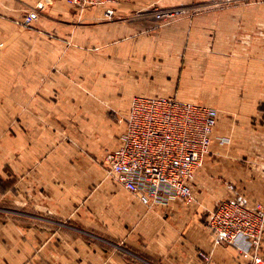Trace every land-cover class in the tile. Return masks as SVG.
I'll return each instance as SVG.
<instances>
[{"label": "rangeland", "instance_id": "1", "mask_svg": "<svg viewBox=\"0 0 264 264\" xmlns=\"http://www.w3.org/2000/svg\"><path fill=\"white\" fill-rule=\"evenodd\" d=\"M233 1L103 0L94 5L77 4L71 0H5L3 7H0V15L4 16L0 19L4 21H0V209L49 207L51 203L54 206L55 201L50 199L44 185L18 183L19 180H28V168L14 171V160L27 161L30 147L40 154L36 160L51 156L52 160L63 159L73 165L76 160L84 158L85 162H89L86 166L94 164L103 171L106 179L114 180L108 175L104 160L108 148L114 145L117 148L121 144L129 114L119 116L117 113L124 105L105 101L99 96L103 89L93 86L106 81L110 74L115 85H122L136 77H144V74L152 77L165 71L169 79L175 76L181 84L187 77L188 81L189 78L192 80L191 83L221 84L225 90L230 83L232 69L241 62L237 64L235 55L222 57L225 65L223 78L220 82L210 80L208 83L204 79L205 72L212 67H220L222 62L218 61V56L206 55L203 51L205 46L211 44V31L224 32L222 17L224 11L236 10ZM31 13H36L37 17L29 21ZM230 17L226 33L232 34L237 29L236 14ZM210 21H214V25L208 28L206 22ZM254 24L257 32L264 28L263 19L257 18ZM93 34L101 40L94 41ZM78 36L85 39H78ZM260 42L246 39V54L240 57L245 69L251 63L253 69V72L246 71L244 74L245 92L251 89V82L263 83L257 92L258 104H234L237 111L232 112L234 105L192 101L218 110L213 138L216 145H223L224 155L208 156H219L243 164L254 163V167L251 166L253 172H259L260 167L264 171V158L253 160L264 152V50H258ZM179 49L181 52L176 54L174 51ZM195 51L197 54L191 55ZM35 65L37 71H33V75H39L38 85L30 90L29 66ZM114 71L115 75L112 74ZM45 83H53L50 103L37 104L38 110L33 111L35 104L30 103V91L43 96L50 91ZM110 89L107 88V91ZM121 90L123 92L124 88ZM16 94L21 95V103H16ZM201 95L205 93L202 91ZM218 95L213 93L212 96L216 98ZM228 106H231V110L224 108ZM239 108H242V112L243 108L246 109L245 116L241 111L238 113ZM51 113L52 118L43 120V114ZM118 116L120 118L116 119ZM223 126L226 130L224 134L218 133V128ZM43 127L51 129L52 134L31 136L28 133L29 129L42 130ZM254 143L261 146L262 151L258 152L259 148L254 150ZM238 147H244L246 154L237 153ZM45 151L48 153L44 154ZM34 154L32 157L35 159ZM37 169L35 164L34 170ZM91 176V182L75 186H79L81 191L84 187L87 193L103 190V178ZM52 187L59 198L66 199L73 185L56 181ZM138 201L134 198L133 228L132 232H127V240L130 239L126 240L127 246L132 245L135 249L130 251L129 256L134 264H156L146 259V255L136 247L144 241V232L138 230L141 215L135 212L139 209ZM177 201L186 204L194 202L182 199L173 202ZM242 202L251 208L264 203V197L254 205ZM69 205L73 204L70 202ZM100 233L117 243L125 242L126 235L118 228L116 232ZM201 259L210 262L203 257Z\"/></svg>", "mask_w": 264, "mask_h": 264}, {"label": "crops", "instance_id": "2", "mask_svg": "<svg viewBox=\"0 0 264 264\" xmlns=\"http://www.w3.org/2000/svg\"><path fill=\"white\" fill-rule=\"evenodd\" d=\"M4 1L0 0V7H3ZM233 2H235L236 10L231 12L226 10L222 17L224 32L211 31L209 33L211 44L208 42V47L205 46L203 51L206 55L218 56L220 58L218 61L222 62L220 67H212L205 72L204 79L208 83L210 80L220 82L223 78L225 65L222 57L235 55L237 64L241 62L232 69L233 73L229 75L230 83L226 85L225 90L221 84L201 85L194 81L191 83L192 80L189 78L188 81L187 77L181 84L177 81V77L173 76L169 79L168 73L161 71L152 77L144 74V77H136L122 85L117 83L115 85L110 74L106 81L93 84L103 89L99 92V96L114 105H124L123 108L120 107L119 112L117 111L121 117L129 114L132 98L135 95H177L188 101L200 100L225 105L258 104L259 93L257 92L263 83L261 81L251 82V89L245 92L244 74L246 71L253 72V69L252 63L245 69L240 57L246 54V39L261 41L258 43V50H264L262 42L264 41V28L261 32H257L254 24L257 18L264 20V0H235ZM233 14H236L237 29L229 34L226 33V26L230 23V18L233 19L230 17ZM3 17L0 15V19ZM0 21L4 23L3 20ZM213 25L214 21L206 22L208 28ZM96 36L93 34L94 41L101 40ZM77 38L85 39L80 36ZM207 38L210 37L207 36ZM174 52L179 54L181 49ZM195 54H197L196 51L191 52V55ZM29 71L28 87L30 90L36 89L37 78H39L38 74L33 75V71H37L36 65L29 66ZM112 74L115 75V71ZM193 74L197 76L196 73ZM45 84L47 88L53 85V83ZM107 88L111 89L107 91ZM202 91L205 93L204 96L201 95ZM213 93L219 95L215 98L212 96ZM50 98L51 88L43 96L36 94V91H30V103L35 104L32 110H38L37 104L50 103ZM14 99L16 103L17 101L21 103V95L16 94ZM233 107L232 112L237 111L235 105ZM224 108L231 110V106ZM45 110L47 111V108ZM245 110L243 108L242 112V108H239L238 113L241 111L245 116ZM253 111L254 108H252ZM119 116L116 119H119ZM42 117L43 120H47V118H52V113L43 114ZM33 118L36 120V116ZM241 129L244 132L247 131L246 128ZM225 131L224 126L217 130L220 134H224ZM28 133L31 136H48L52 134V131L43 127L42 130L40 128L29 129ZM252 146L255 147L254 150L259 148L258 152L262 151L261 146L255 143ZM113 148H108V151ZM237 149V153L246 154L244 147ZM37 152L30 147L27 161L14 160V171L20 172L28 168V180L23 182L19 180L18 183L44 185L46 193L50 199H54L55 203L54 206L51 203L49 207L45 205L24 209H0V264H134L129 254L135 249L132 245L127 246L126 240L127 232H132L133 228V201L134 198L137 201L138 199L132 193L125 192L127 190L115 180L106 179L103 171L96 165L86 166L89 162H85L84 158L70 165L63 159L52 160L51 156L36 160L40 155L36 154ZM33 153H35V159L32 157ZM46 153L48 152L45 151L44 154ZM256 158L263 159L264 152L253 160ZM250 163L243 164L239 161L224 160L219 156H208L204 166L197 172L193 185L195 200L192 204L177 201L168 207L157 206L155 209H148L138 201L139 209L135 212L141 215L138 230L144 232V241L136 247L146 255V259L156 264H253L252 259L242 255L238 246H214L209 226L211 212L220 201L242 200L254 205L263 199V167H260L259 172H253L251 166L254 167V163L251 165ZM35 164L37 170H34ZM91 175H98L99 179L103 178L105 183L103 190L87 193L84 187L81 191L79 186H75L86 181L91 182ZM56 181L73 185L72 192L66 194V199L59 198V195L55 193L52 184ZM70 202L73 205H69ZM117 228L126 235L125 242L117 243L100 233L102 231L116 232ZM109 236L115 235L109 234ZM200 250L211 253L212 258L209 263L204 262L198 255ZM259 252L264 259V238Z\"/></svg>", "mask_w": 264, "mask_h": 264}, {"label": "built area", "instance_id": "3", "mask_svg": "<svg viewBox=\"0 0 264 264\" xmlns=\"http://www.w3.org/2000/svg\"><path fill=\"white\" fill-rule=\"evenodd\" d=\"M99 4L103 0H71ZM31 13L28 20H34ZM218 110L177 95H136L126 118L121 144L108 151V175L149 207L195 200L192 183L208 155H224L214 143ZM214 246L235 245L253 264H264V203L247 207L241 200H222L209 219ZM244 246H243V245ZM199 255L210 260L211 253Z\"/></svg>", "mask_w": 264, "mask_h": 264}]
</instances>
